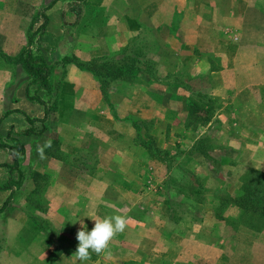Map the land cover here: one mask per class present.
I'll use <instances>...</instances> for the list:
<instances>
[{
    "label": "rangeland",
    "instance_id": "1",
    "mask_svg": "<svg viewBox=\"0 0 264 264\" xmlns=\"http://www.w3.org/2000/svg\"><path fill=\"white\" fill-rule=\"evenodd\" d=\"M52 2L42 0L39 10L31 5L19 17L0 19V28L11 32L0 34V46L9 42V51L0 50V67L2 60L16 76L23 67L15 62L29 50L33 65L49 72L44 86L29 75L11 84L42 100L35 111L27 110V118L35 120L29 130L42 140V159L28 161L30 154L20 151L10 170L17 199L25 203L29 218L43 223L31 222L29 236L44 230L50 218L60 219L64 206L71 207L73 221L87 225L88 218H101L103 210L93 209L95 197L83 211L90 182L79 178L82 171L100 170L105 172L106 216L126 211L127 206L115 207L119 201L131 207L126 219L140 218L145 224L140 234L145 231L148 240L139 253L153 251V259L128 264H264V225L249 229L237 219L233 203L244 178L253 172L264 175V135L258 139L263 132L255 125L243 130L251 124L247 117L232 112L228 97L209 98L204 80L205 73L222 72L217 80L226 84L224 70L230 64L249 82L264 76V0ZM71 4L72 24L63 21L59 27L64 19L59 13L69 12ZM49 6L55 7L54 26L45 32L43 18L35 33L36 18ZM111 11H117V18ZM64 28L68 34L61 33ZM127 58L135 63L130 67L133 84L148 90L133 99L132 83L117 80V65L129 67ZM75 74L92 79L89 89L86 79ZM95 92L99 106L93 102ZM167 93L176 95L165 99ZM86 106L97 112H86ZM123 123L132 124L134 133L127 135ZM4 134L1 144L9 140L16 145V137ZM118 171L127 175L117 179ZM128 172L138 175L137 182ZM126 187L132 194H120ZM78 226L77 221L74 229ZM57 229L63 236L75 233L74 244L78 241L71 227Z\"/></svg>",
    "mask_w": 264,
    "mask_h": 264
},
{
    "label": "crops",
    "instance_id": "2",
    "mask_svg": "<svg viewBox=\"0 0 264 264\" xmlns=\"http://www.w3.org/2000/svg\"><path fill=\"white\" fill-rule=\"evenodd\" d=\"M56 2L57 0H55V3ZM55 3L52 2L53 5ZM31 5H34V11L36 10V8L37 10H39L42 6V0H0V19L19 17L18 13L24 14L25 12H27V10L31 8ZM72 5L73 4H71L70 6L71 9L69 12L66 9L65 12L59 13V15L64 18L63 20L59 19L61 22V25L59 27H64L62 25L63 21L70 23V25L72 24L70 22V20L73 19L74 16ZM17 6L18 8H15ZM51 6L47 8V11H45V14L43 16L39 14L38 18H36L39 20L38 23L34 25V27H38L37 30L36 28L34 29L35 33H40L39 30L41 28L40 25L42 24L43 18H45V20L43 19L45 25V27H43L45 32H47L50 27L54 26L55 22L52 21L53 17L51 15V11H55V5L53 7ZM78 15L79 14L77 13V16ZM110 16H114L117 18V11H111ZM119 17L121 16L119 15ZM60 31L61 33H63L62 31H64L68 34L69 29L64 28V30ZM10 33V31L4 30V28H0L1 35H10ZM18 34H24L23 30H19ZM8 45L9 42H4L3 45L0 46V50H2L4 53L6 52L4 50L9 51ZM58 46H60L59 49L61 51L62 44L60 43V45H57V47ZM7 55H9V53ZM3 62L4 61L1 60L0 136L5 133L6 137H16L18 141L16 145L10 143L11 141L9 140L8 142H2L4 144H1L0 142V209L3 208V205L7 202L2 211H0V264H78L75 259V256L73 255L79 243L77 241L74 244L75 233H71L68 235L65 233V236H63L64 234L62 232H54L56 230H59L57 228L62 226H69L72 228V230L78 232L79 226L74 229V223H71L73 222V216L69 215V213L71 212L70 206L61 207V209H64L65 213L63 216L57 215L60 219H57V217L50 218L47 222L44 223V230H40L34 235L32 234L29 236L28 230L31 227V222L35 223L37 221L39 222L40 220L35 217L34 219L31 218V215L30 219L29 214L26 211L28 210V208L24 205L25 203H21L17 199L18 190L12 183L13 178H11L10 170L11 164L15 162V159H20V156L17 157L15 155V152H17L19 155L20 151L27 153V156L30 154L27 160L34 163H37L39 159H42V140L35 138L33 135L34 133H31V131L29 130L32 129L30 125H33L35 123V120L33 122V120L27 118L29 114L27 112L35 111L37 106L40 105V102L42 103V100L40 98L38 100L36 98L30 97L29 94H27V89L25 88L23 91H21L17 90L19 89L18 87H16V89L14 88L15 86L12 87L11 84H13V82L21 81V79L28 74L24 71V69L18 66L19 68L16 70V76L13 74L10 75L8 69L9 65L6 63L4 64ZM230 67L231 64L230 66H227L224 70V74L226 73V84L223 82H218L217 80L223 75L222 72H211L207 74L205 73L204 80L209 84L207 87L210 96L209 98L214 99L215 97H217L224 99L225 97H228L231 101L232 112L235 114L242 113L247 117L249 123H251L248 127L244 128L243 130H252L253 125H255V128L258 130L259 133L263 132V134L259 135L260 138L258 139L263 140L262 135H264V76L261 79L249 82L247 81L246 76L244 74H241V72L234 73L233 66L232 68ZM231 71L232 73H230ZM75 75L76 78H79L81 80L86 79V89H89L92 79L89 78L88 75ZM67 82H65L64 84H68ZM155 84L160 85V83ZM153 85L154 84H151L152 87ZM129 87L131 88L129 99H133L135 96L138 95V93H146L148 91L147 88H143L135 83H132ZM167 94L169 95H165V99L176 95L174 93ZM95 98L96 100H94L93 102L99 106L100 103L99 96H97V92H95L94 99ZM14 103L16 104L14 105ZM164 105H168V103H165ZM73 107H75L74 104ZM238 107H240V110L238 109ZM85 108L88 107L86 106ZM86 112H97V109L93 106L92 109L88 108ZM211 113L213 114V110L211 111ZM130 114L135 115L134 111ZM218 114L219 112L217 113V115ZM223 114L224 113H222V115ZM21 121V128H18L16 126L17 122H20L21 124ZM123 124H125L127 128V135H130V133H134V127L132 124ZM10 127H14L13 133L15 134H10ZM25 136L32 137L28 141H25ZM66 142H69V139H67ZM231 143L232 140L229 141V144ZM191 146L193 145H187V147ZM66 147L67 149H71V146L69 145H66ZM31 152H34L33 156L31 155ZM87 160H89L88 157ZM129 162L132 164V161ZM131 164L128 165L129 169H131ZM246 168L247 167H245V169ZM104 173V171L100 172V170H97L96 174L91 171H82V173L79 174V178L88 179V181L90 182V191L87 192V195H89L90 198L86 200L87 205H85L83 211L89 209L90 205L88 204V201L90 202V199L95 197L96 203H93V209H96L97 211H99L100 209L103 210V215L101 218L106 217L105 212L107 205L105 200V184L101 183V180L104 179ZM124 173L118 171L117 179L121 176L125 177V175H127V172ZM128 173V178L137 182L138 175L132 174L131 172ZM239 175L235 174V177L239 178ZM130 190L131 188L126 187L121 188L119 191H122L120 192V194H132L130 193ZM113 193H117V190H113ZM124 206H127V209L126 211L122 212L121 216L126 218L127 213L131 209V207H129V205H125L124 203L122 204L119 201H117L115 205L116 208H121ZM134 206L139 208V206L141 205ZM126 221L129 229H126L123 233L117 234L110 242L109 248L105 253L99 255L92 253L91 259L88 264H128L132 262L143 263L151 261L153 259V251L145 255L139 253V247L142 246V244L144 242H147L148 240V236L145 231L140 234V230L145 225L142 223V219L127 218ZM40 223L43 224L42 221H40ZM87 223H89L87 224V228L90 231L94 227L95 221L88 218ZM163 257L167 260L170 259L169 256L166 255V253H164ZM178 259H181V257L178 256Z\"/></svg>",
    "mask_w": 264,
    "mask_h": 264
},
{
    "label": "trees",
    "instance_id": "3",
    "mask_svg": "<svg viewBox=\"0 0 264 264\" xmlns=\"http://www.w3.org/2000/svg\"><path fill=\"white\" fill-rule=\"evenodd\" d=\"M30 42L31 41L29 40V43ZM20 62L22 63L24 71L29 76L35 77V81L41 82V85L43 86L47 84V76H49V72L46 71V68L43 65H33L29 50H27L26 56L22 61L17 60L15 63ZM124 62L122 63H124V65L129 64V67H118L117 65V80H124L128 81L127 83H133L134 81L132 80L135 78L133 76L134 73L130 72V67H132V65L135 63L134 61L127 63L130 62L128 58L125 59ZM85 67L86 66H82L81 69L90 72L96 77L99 75L96 74L94 69ZM206 114L208 113L206 112ZM15 153V155L18 157V153ZM17 163V159H15V166ZM233 199L236 201L233 202L234 206L240 213L237 219H241V221L244 220L245 225L251 230L256 229L258 226L264 225V175L258 172H253L244 178L241 183V188L235 193ZM6 203L3 205V208ZM3 208H1L0 211H2Z\"/></svg>",
    "mask_w": 264,
    "mask_h": 264
},
{
    "label": "clouds",
    "instance_id": "4",
    "mask_svg": "<svg viewBox=\"0 0 264 264\" xmlns=\"http://www.w3.org/2000/svg\"><path fill=\"white\" fill-rule=\"evenodd\" d=\"M94 227L89 231L84 220L77 219L71 223L79 222V230L77 232L78 245L75 256L78 264H88L91 254L105 253L113 238L123 233L127 228L126 218L120 215H111L103 218H93Z\"/></svg>",
    "mask_w": 264,
    "mask_h": 264
}]
</instances>
